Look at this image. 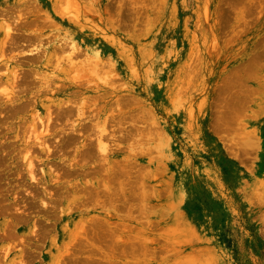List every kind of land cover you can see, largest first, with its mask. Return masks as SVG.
Returning <instances> with one entry per match:
<instances>
[{
  "label": "rangeland",
  "instance_id": "obj_1",
  "mask_svg": "<svg viewBox=\"0 0 264 264\" xmlns=\"http://www.w3.org/2000/svg\"><path fill=\"white\" fill-rule=\"evenodd\" d=\"M24 263L264 264V0H0V264Z\"/></svg>",
  "mask_w": 264,
  "mask_h": 264
},
{
  "label": "bare ground",
  "instance_id": "obj_2",
  "mask_svg": "<svg viewBox=\"0 0 264 264\" xmlns=\"http://www.w3.org/2000/svg\"><path fill=\"white\" fill-rule=\"evenodd\" d=\"M32 14H33V13H32ZM34 14H35V12H34ZM8 28H9V26H8ZM9 30H10V29H9ZM67 57H69V56H67ZM73 58H74V57H73ZM73 58H72V59H73ZM32 59H33V57H32ZM75 59H76V58H75ZM73 60H74V59H73ZM92 60H93V59H92ZM93 61H94V60H93ZM95 61H96V59H95ZM95 61H94V63H95ZM71 62H72V61H71ZM75 62H76V60H75ZM72 63H73V62H72ZM72 63H71V65H70V64H69V65L72 66V65H73ZM90 63H91V61H90ZM90 63H89V64H90ZM67 64H68V63H67ZM96 64H97V62H96ZM76 65H77V64H76ZM91 65H92V64H91ZM91 65H90V68L93 70V68H92L93 65H92V66H91ZM97 65L99 66V64H97ZM94 66H95V64H94ZM73 69H74V67H73ZM96 69H97V68H96ZM74 70H75V69H74ZM76 70H77V69H76ZM16 76H17V75H16ZM15 78H16V77H15ZM10 92H12V91H10ZM10 94H11V93H10ZM6 96H7V99H8V97H9L10 95L7 94ZM9 98L11 99V98H15V97H13V95H12V96L9 97ZM8 100H9V99H8ZM11 100H13V99H11ZM17 101H18V100H17ZM11 102H12V101H11ZM61 107H62V106H61ZM59 108H60V107H59ZM41 109H42V108H41ZM61 109H62V108H61ZM65 109L67 110V107H65ZM59 110H60V109H59ZM66 110H65V111H66ZM67 111H68V110H67ZM38 113H39V112H38ZM50 113H51V112H50ZM65 113H67V112H65ZM48 116H49V114L47 115V117H48ZM49 117H50V116H49ZM43 118H44V117H43ZM43 118L39 117V120H40V119H41V120H44ZM48 119H50V118H46L47 122H48ZM46 120H45V121H46ZM47 122H45V123H39V124H44V125H45ZM46 125H47V124H46ZM39 126L41 127V125H38V127H39ZM47 127H48V125H47ZM47 127H46V128L43 127V128H45L44 130L42 129L43 132H44V131L47 132ZM72 129H73V128H72ZM70 130H71V129H70ZM33 131H35V129H34ZM71 131H72V130H71ZM38 132H39V131H38ZM37 135H38V134H37ZM39 136L41 137V135H38V137H39ZM47 136H49V135H47ZM38 137L35 136V138H36L37 140H38V139L40 140V138H38ZM97 137H100V136H97ZM97 137H96V138H97ZM43 138H45V137H43ZM46 138H47V137H46ZM27 139H28V138H27ZM100 139H101V138H100ZM100 139H99V138L97 139V140H98V145H101V144H102L101 141L103 142V140L100 141ZM34 141H35V139H34ZM40 141H41V142H40ZM40 141H39L40 143L38 142V143H39L38 145H40V146L44 145V148H45L46 150H49V146H47L46 144H44V142H46V141H43V140H40ZM47 142H48V141H47ZM47 142H46V143H47ZM96 142H97V141H96ZM38 147H39V146H38ZM105 148H106V147H105ZM27 149H29V148H27ZM26 151H27V150H26ZM24 160H25V162H27V166H31L32 162L29 160L28 157H24ZM30 170H31V168H30ZM29 172H30V171H29ZM30 174H31V175H30V176H31V179H33V178H34V177L32 176L33 172H31ZM96 185H98V184H96ZM103 186H104V185H102V187H103ZM100 187H101V186H100ZM93 188H94V187H93ZM105 188H106V187H104L103 189H105ZM101 189H102V188H101ZM94 190H95V189H94ZM96 192H97V191H96ZM98 192H99V191H98ZM98 192H97V193H98ZM88 193H90V192H88ZM104 193H105V192H104ZM100 194H101V192H100ZM101 196H102V195H101ZM22 248H23V247H22ZM22 252H23V251H22ZM24 252H25V249H24ZM26 252H27V251H26ZM26 252H25V253H26ZM22 255H24V254H22ZM23 260H24V258H23ZM87 261H88V259H87ZM19 262H20V261H19ZM21 262H22V261H21ZM24 262H25V260H24ZM98 262H99V261H98ZM99 263H101V262H99ZM24 264H26V263H24Z\"/></svg>",
  "mask_w": 264,
  "mask_h": 264
}]
</instances>
